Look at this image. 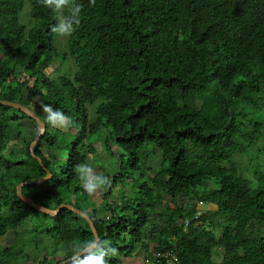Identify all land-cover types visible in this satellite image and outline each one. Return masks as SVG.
<instances>
[{
    "label": "trees",
    "instance_id": "16d2710c",
    "mask_svg": "<svg viewBox=\"0 0 264 264\" xmlns=\"http://www.w3.org/2000/svg\"><path fill=\"white\" fill-rule=\"evenodd\" d=\"M76 2L80 24L62 48L50 32L57 13L37 0H0V100L41 119L42 106L50 105L71 119L67 130L82 125L64 146L66 160L58 161L63 130L44 124L33 149L38 163L29 151L35 122L0 105V239L35 213L50 227L24 229L27 245L53 243L49 254L58 259L44 256L37 264H59L71 257L74 243L93 237L74 212L45 215L17 197L15 186L45 177V169L51 178L22 187L21 194L48 209L65 204L88 215L99 240L117 249L107 264L149 244L146 264H163L166 253L179 264H264V0ZM25 6L28 25L20 21ZM67 57L72 76L46 74ZM247 114L257 120L246 124ZM23 119L33 123L28 136ZM102 128L118 154V172L104 175L112 186L103 193V214L74 171L94 154L78 135ZM13 142L20 153L9 150ZM149 148L157 164L144 163ZM243 154L257 164L253 181L233 165ZM123 182L133 192L110 201ZM83 200L90 212L81 208ZM199 201L216 209L193 220ZM24 247L0 245V264H12L14 256L29 263Z\"/></svg>",
    "mask_w": 264,
    "mask_h": 264
},
{
    "label": "rangeland",
    "instance_id": "374dc122",
    "mask_svg": "<svg viewBox=\"0 0 264 264\" xmlns=\"http://www.w3.org/2000/svg\"><path fill=\"white\" fill-rule=\"evenodd\" d=\"M27 9L28 7L25 6L23 9V12L20 16V21L25 24L28 25L29 20L27 17ZM56 36V35H55ZM67 37L64 38H60L57 37L56 39V44L58 45V47H64L65 46V41H66ZM55 41V38H54ZM55 45V44H54ZM70 59L69 57H67L66 60H64L61 64H59L58 62H55L51 65V67H49L46 70V74L52 78H57L59 76H72L74 73V69L71 72L68 68V64H67V60ZM69 65H71V61H68ZM46 75V76H47ZM30 85H31V81H30ZM35 99H38L35 98ZM29 107H31L33 109V103L31 102L29 104ZM42 112V109L39 111ZM34 113V112H33ZM43 113V112H42ZM35 114V113H34ZM245 123L246 124H251L254 121L257 120V116L254 115H248L246 116V118H244ZM23 129H25V135L28 136L31 132H33V123L27 119H23L20 122ZM50 129L53 128L51 126H49ZM82 128L81 123L79 125H75V128L67 130V129H60L63 130V134L58 136V141L57 144L59 145L61 143L62 150L56 151L54 152V159L58 160V161H65L67 158V154L68 151L66 148H64V146L68 147L69 143H70V138L72 137V139L77 135L76 133L78 131H80ZM16 128L14 127L13 131H15ZM22 130V129H21ZM37 132V130H36ZM23 133V135H24ZM108 135H109V131L106 128H102L98 133L94 134V135H85L84 136H80L78 135L79 140L81 141V146H87L90 145L94 148V154L90 155L87 158V164L90 165L97 173L99 174H103V175H107L111 178L113 172H118V164H117V156L114 154L113 150L110 148V144L111 141L108 139ZM35 137V136H34ZM25 138V137H24ZM9 150H11L12 152L14 151L16 154L20 153V146L17 143H10L8 145ZM44 149V148H43ZM149 152L145 155L147 157L143 158V161L146 165H154V163L157 164V158L156 155H150L149 153L151 152V149H148ZM20 160V159H19ZM260 160V159H258ZM160 161V160H159ZM227 164L229 163H225L224 165L227 166ZM233 165H235L237 173L238 174H242L244 175L246 178H248L249 180L253 181V172L255 169V166L257 165L256 163H254V161L250 160V156L243 154V155H236L233 159ZM264 165V164H263ZM151 167V166H150ZM129 177H126L125 179L130 178V175L128 174ZM137 175V173L134 175L133 178H135ZM112 182V179H111ZM128 183L130 182H123L121 184V186H116L113 189L112 195L110 196V201L115 199L120 191L121 192H125L128 193L130 192V187L131 185H129ZM123 185V187H122ZM112 186V183L110 184L109 187ZM17 187V185L15 186V188ZM106 189H101L99 191H97L96 193L89 195L91 201L93 202V204L95 205V208H97L96 210L98 211V213L103 214V208H105V205L103 203H108V200L106 199V201L103 202V193H105L108 188ZM133 192V189H131ZM167 200V198H165ZM117 200V198H116ZM114 200V201H116ZM197 203V202H196ZM80 206L81 208L86 211V212H90V207L91 205L89 204V202L83 200L80 202ZM215 206H210L208 208H204V211H211V210H215ZM100 214V215H101ZM35 225L38 226L37 230L38 231H44L47 228L50 227V223L46 222V223H42L39 219V216L35 213H29L26 223L19 226L15 232H11L10 234H8L7 236L3 237L0 239V244L5 246V245H10L11 243L15 244V248H19V247H23L25 245V247L23 248V251L25 254L28 255L29 260L27 259V261H29V263H25L23 259L19 258V257H15L14 259H12V264H37L38 263V259L40 257H44L47 256V258H53L54 260H57L58 258H54L50 256V250L54 248V244L51 242L46 241L45 244H41L39 245L40 247L36 248L33 244V242H30L27 245V241H29V237L26 238V236L23 234L25 232L24 229H27V231H30L31 229H34ZM216 236H219V231L215 232ZM15 236V238H14ZM33 236H30V239ZM152 244H149L147 246L148 250L146 249V246L144 247H137L135 248V250L131 253L130 256L128 257H121L120 262L118 264H146V260H145V256H146V252H149L152 248ZM146 251V252H145ZM219 257V256H218ZM216 257V259L218 258Z\"/></svg>",
    "mask_w": 264,
    "mask_h": 264
},
{
    "label": "clouds",
    "instance_id": "9594fccd",
    "mask_svg": "<svg viewBox=\"0 0 264 264\" xmlns=\"http://www.w3.org/2000/svg\"><path fill=\"white\" fill-rule=\"evenodd\" d=\"M37 2L57 13V22L50 27V32L57 37L71 36L80 24L82 5L77 3L76 0H37ZM94 4L95 0H89L90 6ZM42 112L44 114L42 119L38 117L41 124L60 129H67L72 124L69 117L65 116L60 110L53 109L50 105H43ZM74 171L81 181L84 191L89 195L101 189H106L111 184L109 177L97 173L88 164H77ZM115 255H117V249L111 246L109 240H98L97 237L93 236L72 245L70 264H107L106 258ZM172 260L178 264V259L175 256L172 257Z\"/></svg>",
    "mask_w": 264,
    "mask_h": 264
},
{
    "label": "water",
    "instance_id": "95a60500",
    "mask_svg": "<svg viewBox=\"0 0 264 264\" xmlns=\"http://www.w3.org/2000/svg\"><path fill=\"white\" fill-rule=\"evenodd\" d=\"M0 105L10 107V108H12L14 110H17V111H21L29 119H31L32 121L35 122L37 132H36V135L33 138L32 142L29 145V151H30L31 157L33 159L37 160L38 163H41V159L34 155L33 149H34V146L36 145V143L44 135V133H45V125L40 123V119H38V117L29 108H27V107H25V106H23V105H21L19 103H13V102L0 100ZM44 171L46 173L45 177H43V178H41L39 180H36L34 182H24V183L18 184L17 187L15 188V192H16L17 197L23 203L27 204L29 207H31L34 210H36V211H38L40 213H43L45 215L55 216V215H57L60 212L61 209H67L69 211L74 212L76 215H78L79 217H81L82 219H84L87 222V224L89 225V228H90V230L92 232V235L97 237V239L99 240L97 232H96V230H95V228L93 226V223L91 222L89 216L86 215L85 213L81 212L80 210L74 208L71 205H65V204H61L57 208H55L53 210L52 209H48V208H45V207H43L41 205L35 204L30 198H27V197H25V196H23L21 194L22 187L29 186V185L38 186V185L42 184L44 181L50 179L51 178V174L48 171H46L45 169H44ZM69 263H70V258L66 259L65 261H62L59 264H69Z\"/></svg>",
    "mask_w": 264,
    "mask_h": 264
},
{
    "label": "built area",
    "instance_id": "2783aa9c",
    "mask_svg": "<svg viewBox=\"0 0 264 264\" xmlns=\"http://www.w3.org/2000/svg\"><path fill=\"white\" fill-rule=\"evenodd\" d=\"M206 205H205V203L204 202H202V201H199V202H197L196 203V206H195V212H194V216H193V220H196V219H198L202 214H204V208H208V207H210L211 205H207L206 207H205ZM188 223H189V221L188 220H186L185 222H184V224H185V226H187L188 225ZM173 256H175V255H171V254H169V253H166L165 255H163V257H162V255H161V257L164 259V263L163 264H170V262H171V264H176V261H173L172 260V257ZM176 257V256H175ZM177 258V257H176ZM179 264V263H178Z\"/></svg>",
    "mask_w": 264,
    "mask_h": 264
},
{
    "label": "crops",
    "instance_id": "0c3cea01",
    "mask_svg": "<svg viewBox=\"0 0 264 264\" xmlns=\"http://www.w3.org/2000/svg\"><path fill=\"white\" fill-rule=\"evenodd\" d=\"M1 245V244H0ZM3 247V245H1Z\"/></svg>",
    "mask_w": 264,
    "mask_h": 264
}]
</instances>
